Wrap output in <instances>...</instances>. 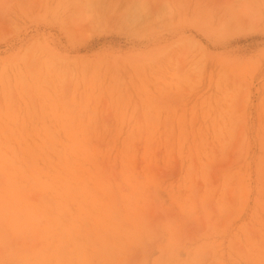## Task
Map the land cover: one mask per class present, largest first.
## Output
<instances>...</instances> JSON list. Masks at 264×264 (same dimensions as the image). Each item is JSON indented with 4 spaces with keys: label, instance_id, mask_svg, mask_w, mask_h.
<instances>
[{
    "label": "rangeland",
    "instance_id": "obj_1",
    "mask_svg": "<svg viewBox=\"0 0 264 264\" xmlns=\"http://www.w3.org/2000/svg\"><path fill=\"white\" fill-rule=\"evenodd\" d=\"M0 264H264V0H0Z\"/></svg>",
    "mask_w": 264,
    "mask_h": 264
}]
</instances>
